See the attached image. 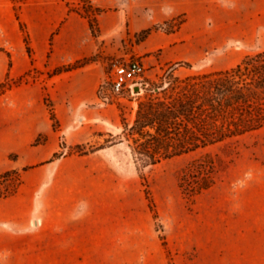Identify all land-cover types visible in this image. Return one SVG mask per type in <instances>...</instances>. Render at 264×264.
I'll return each instance as SVG.
<instances>
[{
    "label": "crops",
    "instance_id": "crops-1",
    "mask_svg": "<svg viewBox=\"0 0 264 264\" xmlns=\"http://www.w3.org/2000/svg\"><path fill=\"white\" fill-rule=\"evenodd\" d=\"M154 1L124 20L128 38L143 34L131 55L146 68L214 59L224 71L246 52H264V0ZM120 19L97 15L93 36L67 0H24L16 12L0 0V85L23 80L0 95V177L18 176L0 197V264H169L166 247L171 264H264L263 163L240 189L177 192L163 245L155 224L164 214L151 215L119 144L60 154V141L68 150L86 141L75 122L111 121L97 91L100 57L118 51ZM163 25L172 30H155Z\"/></svg>",
    "mask_w": 264,
    "mask_h": 264
},
{
    "label": "rangeland",
    "instance_id": "rangeland-1",
    "mask_svg": "<svg viewBox=\"0 0 264 264\" xmlns=\"http://www.w3.org/2000/svg\"><path fill=\"white\" fill-rule=\"evenodd\" d=\"M22 1L24 0H11L15 12L17 11L18 3ZM153 3H157V0ZM142 4L143 0H67L69 12L85 18L88 24L89 22H95L96 34H92L93 36L99 35L96 24L97 15L115 16V14H119L121 18L119 29L121 34L119 36L115 35L118 41L116 48L121 52L112 50L109 51L110 55L100 57L104 63V75L100 84L110 78L112 62H123L128 59L139 60L131 55V47L143 37V34L136 40L134 37L128 38L127 24L125 25L124 20L127 14L131 16L132 12L136 13V10L141 9L143 7ZM145 13L150 16L148 12ZM171 27L170 25H163L154 29L169 32L172 30ZM111 38L108 37L109 43ZM258 53L262 52L252 50L246 52L244 57L254 56ZM93 59L85 60L84 64ZM216 66L217 62L211 59L207 63H201L194 67L187 65L178 66L170 75H167L170 67L165 69L147 67L144 79V83L147 86L142 92L135 97L125 96L120 100L116 99L111 106H100L106 110L104 112L105 115L103 114L105 120L111 118V121L107 120L104 123L85 120L82 121V124L75 122L73 130H78L79 136H82V139L86 137V141L70 147L69 150L65 148L63 141L59 142L61 155H84L100 148L119 144L118 157L133 164L137 180L135 190L141 193V197L151 215L157 218L158 209L164 214L162 219L155 224L157 236L163 245L166 244L164 232L168 230V217L172 212L173 197L177 192L189 193L205 189H240L254 181L255 173L259 175L261 163L264 164V127L237 137L225 139L220 143L208 145L179 157L163 160L155 166L137 170L134 164L126 140H129L130 143L133 142V138H128L127 136L129 128L134 123L139 102L144 101L148 97L162 98V95L155 96L154 94L155 90L161 89L163 86H169L168 94L170 95L173 91H177L187 78H196L213 72H221L216 70ZM232 68L234 67L230 69ZM21 82L23 80L5 83L11 87ZM98 96L97 91V98ZM50 115V119L53 121L52 127L55 129L57 126L56 122L53 114L51 113ZM134 138L139 139L137 136H134ZM120 141L122 143H119ZM121 169L124 170L125 166ZM17 180L18 176L14 174H9L0 179V195L12 192ZM165 254L169 264H171L173 253L168 247H166Z\"/></svg>",
    "mask_w": 264,
    "mask_h": 264
},
{
    "label": "trees",
    "instance_id": "trees-1",
    "mask_svg": "<svg viewBox=\"0 0 264 264\" xmlns=\"http://www.w3.org/2000/svg\"><path fill=\"white\" fill-rule=\"evenodd\" d=\"M89 28L96 34L95 22H89ZM176 67L171 66L167 75ZM9 87L0 85V95ZM169 90L163 86L154 94L162 98L148 97L138 104L127 136L133 142L126 140L137 170L263 128L264 52L244 57L230 70L187 78L170 95Z\"/></svg>",
    "mask_w": 264,
    "mask_h": 264
},
{
    "label": "built area",
    "instance_id": "built-area-1",
    "mask_svg": "<svg viewBox=\"0 0 264 264\" xmlns=\"http://www.w3.org/2000/svg\"><path fill=\"white\" fill-rule=\"evenodd\" d=\"M145 73L146 67L139 60L128 59L123 62H112L110 78L99 86V106H111L116 99L137 96L147 86L144 83ZM136 88L139 90L138 92L134 91ZM29 225L37 227L40 225V221L30 220Z\"/></svg>",
    "mask_w": 264,
    "mask_h": 264
},
{
    "label": "water",
    "instance_id": "water-1",
    "mask_svg": "<svg viewBox=\"0 0 264 264\" xmlns=\"http://www.w3.org/2000/svg\"><path fill=\"white\" fill-rule=\"evenodd\" d=\"M134 91H135V92H138L139 90L136 88Z\"/></svg>",
    "mask_w": 264,
    "mask_h": 264
}]
</instances>
